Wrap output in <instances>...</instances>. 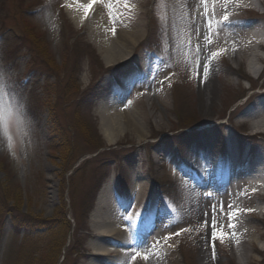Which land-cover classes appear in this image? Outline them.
I'll list each match as a JSON object with an SVG mask.
<instances>
[{"label":"rangeland","instance_id":"obj_1","mask_svg":"<svg viewBox=\"0 0 264 264\" xmlns=\"http://www.w3.org/2000/svg\"><path fill=\"white\" fill-rule=\"evenodd\" d=\"M69 2L0 0V82L8 93V103L15 104L16 121L10 128L11 141L0 135V159L10 161L14 183L25 188L22 213L52 219L65 196L68 218L74 229L77 226L76 232L71 231V242L78 244L80 253L73 257L68 248L54 257H60L59 264H90L95 233L107 229L100 223L104 210H97L94 222L90 220L104 183L111 178V193L105 200L114 203L119 197L135 196L136 184H146L153 191L149 207L157 205L165 212L164 218L149 228L151 236L159 237L164 264H209L202 239L212 234L206 225L213 222L227 236L230 169L244 161L245 169L264 166V129L257 133L250 126L255 104L264 101L263 51L260 77L248 71L251 35L257 26L264 27V6L246 2L239 10L240 35L246 46L238 50L240 63L235 66L231 44L236 37L225 20L226 0H122L123 20L129 19L124 29L132 35L134 28L140 32L128 54L122 51L127 60L107 64L102 57L106 48L92 19L70 16L66 10ZM258 33L264 38V31ZM147 39L153 52L146 50L147 45L141 46ZM71 45H78V51L71 50ZM90 45L104 68L113 66V71L104 72L99 64L93 68ZM217 52L223 55L213 60ZM65 56L67 63L63 64ZM207 60L212 66L209 69ZM205 67L206 78L202 76ZM74 71H80L81 93L66 91ZM85 93L88 99L79 105V97ZM132 100L142 102L150 113L147 139L131 132L107 136L100 129L101 104L108 101V109L120 110ZM52 103L73 139L74 153L66 161L51 149ZM78 106L90 124V138L76 128ZM98 145L104 146L98 153H112L94 160ZM200 146H205L209 160L204 166L197 164ZM199 178L206 180L205 186L198 183ZM6 179L0 171V264H16L19 256L20 264H30L20 245L25 232L15 229L6 214L2 195ZM245 179L264 187L257 175ZM243 180L239 182L242 197L232 198L244 206L248 226L257 232L254 242L258 251L252 252L247 263L231 253L227 240L223 244L217 241L214 255L219 264H264V194L252 192ZM144 232L138 229L118 246L121 255L110 254L107 260L115 264L123 258L126 264H133L140 259L135 254L141 257V247L147 244ZM179 232L184 234L177 237ZM31 234L35 245L30 251L45 253L50 244L48 234L44 229ZM97 261L101 262L100 256Z\"/></svg>","mask_w":264,"mask_h":264},{"label":"bare ground","instance_id":"obj_2","mask_svg":"<svg viewBox=\"0 0 264 264\" xmlns=\"http://www.w3.org/2000/svg\"><path fill=\"white\" fill-rule=\"evenodd\" d=\"M70 1L67 6V12L70 16L74 17L82 15L81 18H85L86 12L85 8L92 3V0H68ZM228 3L227 7V21L229 23L230 32L235 35L233 40L232 52L233 56L236 58L235 66L240 63V58H237L238 50L242 51L244 46H246V41L240 35V14L239 10L243 8L247 3L256 2L264 6V0H226ZM123 2L122 0H98L92 7L88 8L87 16L92 19L95 24L96 35L98 39L101 40V45L106 48V56H102L107 64L116 63L118 61L127 60L128 48L134 46L139 29L134 28L132 32H128L124 29V24L129 23V19L123 20L122 10ZM240 5V7H237ZM78 14V15H77ZM122 26V27H121ZM113 30H115V35H113ZM257 32L251 35V41L253 42V47L250 51L248 71L251 72L255 77H260L262 73L261 67L258 66L259 62L262 61V53L264 52V38L258 32L264 31V27L257 26ZM101 45L99 49L101 50ZM122 54V51H125ZM208 69L211 68V63L207 60ZM148 100V99H147ZM108 102V101H107ZM107 102H103L101 105V127L102 131L109 137L112 135L118 137L122 134L133 133L139 139H147V127L146 122L150 118V113L143 106L142 102L138 103L134 100L130 103L122 104L120 110L118 109H108L106 105ZM255 112L252 114V122L250 123L253 132H261L264 129V101L255 104ZM107 107V108H106ZM197 164L200 166L207 165L209 162L205 154V146H200L197 153ZM247 162L244 161L239 163L237 167L230 169L231 173V186H230V196L229 200L231 206V216L233 213L238 214L235 219L229 220L227 216L225 226L227 228V236L231 237L235 235L237 239H228L227 241L231 245V253L234 256L242 258L247 263L250 262L253 257V251H258V247L254 242V236L257 232L248 226L249 218L247 216L244 206H240L239 202L234 203L233 198H241L240 193L242 187V180L246 176H259L260 180L264 181V166L255 167L254 169H245ZM140 174V172H139ZM138 175V174H137ZM195 175V172H194ZM179 176V175H178ZM196 176V175H195ZM113 177V176H112ZM143 179L142 176L138 177ZM180 179L181 176H180ZM192 179V178H191ZM198 179V178H197ZM215 179L212 178V181ZM183 180V179H182ZM190 182V179H186ZM111 178L104 183L101 191L97 197L95 208L93 209L90 220L93 221L95 212L97 210H104L103 217H101L100 223L106 230L96 231L95 239L96 247L92 253V259L90 264H114L107 260V256L110 254L121 255V250L118 246L124 242L130 240L131 236L137 232L138 229L145 230L144 235L146 243L141 248V257L147 255L149 258L147 260L140 258L135 260L133 264H164L163 251L159 248L158 235L151 236L153 231H149L150 227H153L157 222L161 221L165 216L163 208L153 206L149 207L151 203V194L153 193L146 184H136L135 196L129 198H118V202L114 203L112 200H105L111 193ZM247 184L250 183L251 186L248 187L252 192L264 194V187H260L257 184H253L249 180H243ZM198 183L200 185H206V180L199 178ZM139 193V194H138ZM110 199V198H109ZM125 212H121V210ZM264 214V213H263ZM94 222V221H93ZM234 224L235 227L232 228L230 225ZM109 226V228L107 227ZM248 226V227H244ZM151 240V242H150ZM211 235L207 234L202 239V244L205 246V252L209 255V264H219V257L215 255L213 259V249L210 246ZM147 245H152V248L147 247ZM169 249V248H168ZM101 257V262L97 261L98 257ZM115 264H126V259H118Z\"/></svg>","mask_w":264,"mask_h":264},{"label":"trees","instance_id":"obj_3","mask_svg":"<svg viewBox=\"0 0 264 264\" xmlns=\"http://www.w3.org/2000/svg\"><path fill=\"white\" fill-rule=\"evenodd\" d=\"M150 45V40L147 39L144 42L141 43V46L144 45ZM147 45V46H148ZM71 50L78 51V45L75 47L71 45L69 47ZM86 49V46H85ZM89 53L93 59L92 63L94 64L93 68H95V65H100L101 69H103L104 72H110L113 71L114 68L109 66L108 68H104L101 60L99 59V56L95 49L90 45L88 46ZM147 51H151V46H148L146 48ZM153 52V50L151 51ZM63 64H66V56L63 59ZM62 64V65H63ZM92 68V69H93ZM242 77L246 81H251V79H248L244 72H240ZM239 73V74H240ZM79 76L80 71H74L66 85V91L68 93L73 92H80V86H79ZM88 99V93H85L79 97V105L82 102L87 101ZM75 121L76 122V128L80 132L83 133V135L87 138H90L91 131H90V124L87 120L84 119L82 115V110H80L79 106L75 109ZM49 112H50V122H51V142L52 147L55 152H58L61 154L62 161H66L72 156V153H74L73 148V139L71 137V132L69 131V128L65 127L61 121H59L57 117V113L55 112V108L53 103L49 105ZM97 138L100 139L98 133L96 132ZM104 147L103 145L96 147V152L99 151V149H102ZM98 153V152H97ZM112 153V150H105L102 151V153H98L93 159L99 160L103 159L105 156L110 155ZM101 161V160H100ZM10 161L5 159H0V171L4 172V175H6L7 179L3 182L2 186V195H3V201L6 203V214L11 216L13 225H15V229L18 228L19 230H23L25 233L20 245L21 250H26V255L28 254V259H30V264H59V256H56L57 259L54 257L55 255H62L64 249L69 248V252L72 254V256H76L80 253V249L77 247V243L71 242V231L73 230L76 232L77 226L74 229L73 228V222L68 218L69 212H68V204L65 201V196H63V200L61 201L62 204L55 207L54 213L55 216L52 219L47 218H40L36 215H31L28 213L23 214L22 213V206L23 201L25 198V188L22 187L21 184L14 183L15 175L12 174L10 167ZM83 165V164H82ZM81 165V166H82ZM63 185H66L65 178L63 177ZM66 190V187H64V191ZM36 229H44L45 232L49 236V246L47 247V251L45 253L39 254L34 253V251H30L32 247L35 245L32 232L36 231ZM79 232V231H78ZM78 234V233H77ZM68 240L70 244L67 247ZM67 251V252H68ZM68 252V253H69ZM26 255L22 253V257L26 258ZM68 256V254H67ZM67 256L65 254L64 261L67 259ZM16 264H20V256L17 258Z\"/></svg>","mask_w":264,"mask_h":264},{"label":"snow or ice","instance_id":"obj_4","mask_svg":"<svg viewBox=\"0 0 264 264\" xmlns=\"http://www.w3.org/2000/svg\"><path fill=\"white\" fill-rule=\"evenodd\" d=\"M98 0H92V3L90 5H88L85 8V12H86V17H87V10L88 8L92 7L95 3H97ZM237 7H240V5H237ZM225 20L227 21V18H225ZM113 35H115V30H113ZM210 42V38L209 41H205L206 44H208ZM197 54H199V49H196ZM221 55H223V53L217 52L214 53L212 59L215 60L218 57H220ZM208 75V70L207 67H205L202 70V76L204 78H206ZM15 108V104H9L8 103V93L5 91L2 82H0V135H3L6 139H8L9 141H11V135H10V128L11 126L16 122L14 117H13V110ZM18 111V109H17ZM220 211H223L222 209ZM207 213L205 214V216L207 217ZM238 214L233 213L231 216L228 217V219L231 221L233 219H235V217ZM211 227L212 229V234H211V241H210V246L213 249V253H215V247H216V242L219 241L221 244H223L226 240L228 239H232L235 240L237 239V237L235 235L229 237L226 236L223 231H218L217 230V224L215 222L211 223L210 225H206V227ZM230 227L234 228L235 225L232 224L230 225ZM188 231V230H185ZM184 233L183 232H179L176 233V236H182ZM174 237H165V240L168 239H173ZM159 246V242L158 245ZM147 247L152 248V245H147ZM135 258H143L145 260H147L149 257L147 255L140 257L139 253L135 254ZM213 259H215V255H213Z\"/></svg>","mask_w":264,"mask_h":264}]
</instances>
